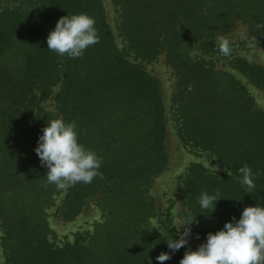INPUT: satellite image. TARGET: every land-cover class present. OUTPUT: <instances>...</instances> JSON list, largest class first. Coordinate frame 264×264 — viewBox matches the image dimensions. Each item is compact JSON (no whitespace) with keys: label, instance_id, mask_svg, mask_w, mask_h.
<instances>
[{"label":"trees","instance_id":"trees-1","mask_svg":"<svg viewBox=\"0 0 264 264\" xmlns=\"http://www.w3.org/2000/svg\"><path fill=\"white\" fill-rule=\"evenodd\" d=\"M116 41L103 0H0V244L5 264H158L179 238L168 220L151 228V195L168 166L166 109L159 80L145 70L161 54L174 74L176 132L193 152L222 167L191 162L178 176L184 224L199 246L208 232L264 206V111L246 84L209 56L215 38L244 24L264 37V0H112ZM95 20L99 42L79 58L47 50L46 38L68 14ZM195 47L202 49L195 56ZM232 68L264 94V66L234 57ZM46 101L52 108L45 106ZM77 125L80 142L101 158L90 184H49L34 149L48 120ZM247 169L248 171H245ZM251 181V186L245 181ZM220 199L205 211L202 193ZM62 194L60 217L75 219L93 203L91 232L59 245L47 210ZM214 210L213 212H211ZM196 218V219H195ZM197 235L199 239H197ZM186 247L164 264H179Z\"/></svg>","mask_w":264,"mask_h":264},{"label":"clouds","instance_id":"clouds-1","mask_svg":"<svg viewBox=\"0 0 264 264\" xmlns=\"http://www.w3.org/2000/svg\"><path fill=\"white\" fill-rule=\"evenodd\" d=\"M98 42L95 20L87 13L61 17L46 38L47 50L72 59L81 57L85 50ZM220 50L228 54L227 41ZM34 151L41 166L48 170L45 176L48 183L58 188H65L68 184H90L100 175L102 160L94 150L80 142L74 121L68 122L62 117L48 120L38 136ZM245 183L251 186L250 180ZM219 200L216 195L205 192L201 194L199 204L205 211L214 204L215 210ZM193 222L180 225L184 230L178 231L179 238L173 237L166 242L170 252L158 255V264H164L172 254L188 244ZM151 223L153 229L162 231L157 219H152ZM179 264H264V206L245 207L239 219L234 217L225 222L223 228L208 232L196 250L185 251Z\"/></svg>","mask_w":264,"mask_h":264},{"label":"rangeland","instance_id":"rangeland-1","mask_svg":"<svg viewBox=\"0 0 264 264\" xmlns=\"http://www.w3.org/2000/svg\"><path fill=\"white\" fill-rule=\"evenodd\" d=\"M107 20L114 30L117 44L122 47V40L117 35L115 29L116 10L112 0H103ZM227 41L229 52L225 55L221 52L222 44ZM216 52L211 54L209 58L214 65L221 70L232 73L239 81L246 84L248 91L254 97L259 108L264 111V94L262 91L247 82L245 77L232 68L230 61L234 57H244L252 63L264 66V37L253 36L249 33L247 27L238 23L234 28L225 34L218 35L215 38ZM202 49L195 47L193 54L200 55ZM143 67L151 75L155 76L160 82L162 98L166 109V150L169 156L167 169L159 175L152 187L151 195L156 200L157 212L154 218L157 219L162 231L168 224V220L177 228L179 232L184 230V218L186 215V206L182 202L180 185L177 181L178 176L182 174L187 166L194 161L201 162L211 170L221 172L222 167L216 163L212 156L202 155L193 152L189 147L184 145L176 132V125L172 114L171 95L174 86V74L169 65L165 62V57L161 54L152 62H142ZM45 106L50 109L52 103L46 101ZM62 202V194L55 197L53 205L49 207L48 222L51 229L50 238L59 245L64 242H72L77 234L91 232L96 222L100 218V212L97 207L90 203L83 211L71 221H63L60 217V205ZM151 219V220H152ZM150 226L153 224L150 221ZM180 226V227H179ZM159 231L158 229H156ZM161 231V232H162ZM160 232V231H159ZM1 236V232H0ZM190 250H196L197 244L189 237L188 244L185 246ZM0 264H5L4 254L0 244Z\"/></svg>","mask_w":264,"mask_h":264}]
</instances>
